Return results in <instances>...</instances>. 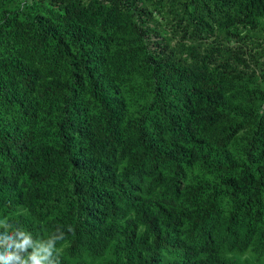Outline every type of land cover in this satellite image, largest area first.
Here are the masks:
<instances>
[{
	"label": "trees",
	"instance_id": "16d2710c",
	"mask_svg": "<svg viewBox=\"0 0 264 264\" xmlns=\"http://www.w3.org/2000/svg\"><path fill=\"white\" fill-rule=\"evenodd\" d=\"M171 2L195 27L222 31L229 39L244 28L264 24V0ZM140 15L134 2L125 0L122 7L113 4L96 12L90 25L77 21L89 17L84 10L64 30L55 29L48 17L14 19L9 28L0 26V44L15 43L12 48L22 52L9 56L0 48V113L17 112L14 125L0 120V213L5 216L0 220V253L16 252L22 260L31 254L30 246L18 251L8 245L32 239L34 218L53 239L63 233L70 251L85 247L104 254L110 246L112 255L103 264H239L223 249L243 250L255 239L264 244V229H258L264 194V115L254 113L249 103L238 104L234 112L240 118L229 122L231 133L247 121L255 125L244 145L247 161L222 149L215 158L205 156L209 167L229 168L224 183L240 200L227 214L216 197L203 207L179 210L135 192V174H147L167 162L180 165L187 151L184 140L203 136L222 117L216 87H236L242 81L238 70H207L203 60L178 65L172 46L159 51L132 45L128 36L116 33L122 30L140 39ZM114 42L119 45L112 50ZM46 64L54 78L40 80ZM129 84L140 89L142 101L126 131L130 107L124 93ZM257 92L248 93L251 100ZM43 116L52 135L40 140L34 125ZM87 141L104 147L106 156L93 154ZM118 145L128 159L124 169L115 172ZM165 182L177 189L173 178ZM22 204L29 214L16 210ZM128 210L133 216L120 223ZM186 219L190 225L180 236ZM163 250L173 257L166 259Z\"/></svg>",
	"mask_w": 264,
	"mask_h": 264
},
{
	"label": "rangeland",
	"instance_id": "374dc122",
	"mask_svg": "<svg viewBox=\"0 0 264 264\" xmlns=\"http://www.w3.org/2000/svg\"><path fill=\"white\" fill-rule=\"evenodd\" d=\"M137 7L140 15L142 37L140 39L129 37L126 31L117 30V34L125 36L132 45L156 47L157 50L172 46L176 50L175 57L178 65L194 66L206 62L207 70L234 69L240 72L241 83L236 86H218L215 89V95L220 96L222 101L218 102V114H223L214 123L210 124L207 133L195 135L184 140L186 153L180 159V165L165 163L150 169L147 174L134 175V190L136 193L143 194L145 197L151 196L164 202L167 206L176 207L181 210H189L193 207H203L212 197H216L218 204L224 214H227L233 206L240 200L236 194L231 191L224 183V178L229 174V168L208 166L205 156L208 159L218 156L219 150H225L226 153L238 161H247L244 151V145L248 142V137L255 128V125L247 121L246 124L235 133L229 128V122L240 118L235 114L238 104L249 103L254 113L264 115V24L257 29L241 31L240 35L234 38H227L222 31L205 32L194 26L187 20L178 5L171 0H132ZM124 6L125 0H0V26L10 27V22L14 19L28 22L32 19L48 17L50 23H53L55 29L64 30L71 24L75 14L86 10L89 17L77 20L82 24L91 23L92 18L99 10H105L110 5ZM132 9L128 7V12ZM76 21V22H77ZM99 31V26H95ZM15 45V43H13ZM8 43H1L0 48L3 53L9 56H21ZM119 45L118 42L112 44L113 50ZM46 66V67H45ZM47 64L41 69V79L47 80L54 78L46 69ZM56 78V77H55ZM258 91V97L251 100L248 93ZM140 89L129 84L124 93V99L130 109L125 117L124 126L126 131L131 128V116L136 114L139 102L141 100ZM142 101V100H141ZM210 109V108H209ZM156 112V106L150 109V114ZM16 111L0 113V120L14 125L16 120ZM226 113V114H224ZM234 118V119H233ZM147 120V119H146ZM146 122V121H145ZM45 118L38 117L34 130L37 138L51 137L52 130ZM90 151L98 157L106 156L104 147L93 146L87 141ZM120 145L114 151L115 154V172L124 169L128 159V152L121 151ZM254 166L253 164H251ZM168 177L173 178L177 189L172 185L166 184ZM217 190V191H216ZM213 195V196H212ZM262 216L258 223V229H264V194L261 203ZM28 208L22 204L16 209L18 212L28 213ZM133 210L125 212L124 217L118 221L124 222L126 217L133 216ZM5 216L0 213V220ZM35 231L32 235L30 252L41 251L48 246L49 239H53L48 228L42 221L34 218ZM190 225V219H186L181 225L178 233L183 236ZM143 226L140 224L138 231L141 232ZM69 241L62 239L57 241L56 248L59 250L60 261L67 264H103L107 258L112 255L110 246L104 254H96L87 248H79L70 251ZM224 253L236 259L239 264H264V244L258 240H252L243 250L223 249ZM43 255V252H41ZM166 259H171L173 253L163 250ZM55 261V252L49 258ZM47 264V262H46Z\"/></svg>",
	"mask_w": 264,
	"mask_h": 264
},
{
	"label": "clouds",
	"instance_id": "9594fccd",
	"mask_svg": "<svg viewBox=\"0 0 264 264\" xmlns=\"http://www.w3.org/2000/svg\"><path fill=\"white\" fill-rule=\"evenodd\" d=\"M68 231L71 232L73 229L69 226ZM11 235V234H9ZM23 235V233H21ZM64 238V234L61 233L58 237L55 239H49L48 246L45 248H42L41 251H34L31 253L26 259H21L20 256L16 252H8L7 254L0 253V260H4L7 262L11 261H19V264H60V253L59 250L56 248L57 241L62 240ZM32 241L25 237L21 242L15 243H9V247H15L18 251H25L27 247L31 245ZM41 252H43V255H41ZM53 252H55L56 259L55 261L50 260L49 258L53 255Z\"/></svg>",
	"mask_w": 264,
	"mask_h": 264
}]
</instances>
